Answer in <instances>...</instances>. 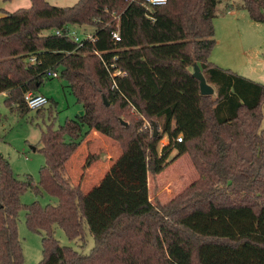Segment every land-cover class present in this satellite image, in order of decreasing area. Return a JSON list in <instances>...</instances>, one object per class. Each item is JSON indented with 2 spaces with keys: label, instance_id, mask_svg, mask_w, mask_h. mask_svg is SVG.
<instances>
[{
  "label": "trees",
  "instance_id": "1",
  "mask_svg": "<svg viewBox=\"0 0 264 264\" xmlns=\"http://www.w3.org/2000/svg\"><path fill=\"white\" fill-rule=\"evenodd\" d=\"M31 3L0 17V94L10 109L27 113L25 95L38 93L47 71L62 68L83 113L42 134L40 186L57 205L23 206L22 194L39 187L17 179L0 154V264H24L18 234L24 209L28 227L45 232L39 264H264V84L209 61L222 0H168L148 10L139 0ZM239 8L264 24V0H242ZM98 20L95 43L79 47L54 34ZM196 64L216 94H201ZM117 71L125 76H115L114 86ZM129 109L140 119L125 120ZM153 123L161 129L156 137ZM93 132L115 140L122 154L85 192L83 179L73 185L64 172ZM165 136L170 144L159 150ZM183 155L199 178L169 203H152L148 175ZM94 162L89 157L84 170ZM86 225L95 243L90 254L54 236L58 227L84 241Z\"/></svg>",
  "mask_w": 264,
  "mask_h": 264
},
{
  "label": "rangeland",
  "instance_id": "2",
  "mask_svg": "<svg viewBox=\"0 0 264 264\" xmlns=\"http://www.w3.org/2000/svg\"><path fill=\"white\" fill-rule=\"evenodd\" d=\"M241 2L242 0H222L219 5L218 17L214 19L217 43L209 61L239 76L252 77L254 80L264 82L261 77L247 73L250 67L261 75L264 72V65L262 69L259 66V62H264V24L253 21L245 9L239 8ZM228 4L233 5V14L228 10ZM67 7H70V4ZM71 27L82 39L93 32L90 25H83L82 28ZM239 35L242 37L241 44L237 42ZM59 71L61 72L62 68ZM212 87L216 91V88ZM38 93L48 97L51 103L39 112L31 110L27 113H22L18 108L10 109L5 103L6 95L0 94V154L9 162L17 179L25 182L30 178L39 187V193L30 189L22 194L23 206L38 203L46 207L57 205L58 199L49 195L40 186V173L46 165L45 156L41 152L42 134L48 128L57 130L68 120L76 119L83 113V105L78 103L63 78L44 80ZM123 114L127 121L135 122L140 119L132 109ZM158 133H161V129H158ZM66 140L69 141V138L67 137ZM169 144V137H164L159 143V150ZM121 154L122 149L115 140L99 133L93 134L85 139L67 163L64 176L71 179L73 185H78L83 179L82 188L88 192L100 184ZM176 155L177 152L174 151L168 161L174 159ZM91 156L95 157V162L84 170ZM198 178L199 174L191 159L188 155H183L171 162L160 175H148L149 198L154 204L165 205ZM85 228L84 241L71 240L65 231L58 227L54 228V236L61 246L90 254L95 243L88 226L86 225ZM18 234L23 246L24 264H39L44 257L42 239L45 232L36 233L28 227L25 209L18 217Z\"/></svg>",
  "mask_w": 264,
  "mask_h": 264
},
{
  "label": "built area",
  "instance_id": "3",
  "mask_svg": "<svg viewBox=\"0 0 264 264\" xmlns=\"http://www.w3.org/2000/svg\"><path fill=\"white\" fill-rule=\"evenodd\" d=\"M147 10L152 9L154 7H161L165 6L168 3V0H139ZM120 18H116V20L119 22ZM95 26L92 27L93 32L88 33L84 39L80 38L78 33L72 29L71 26H67L61 30H55L54 34L56 36H62L67 35L70 39H72L76 44H78L79 47L83 46L86 41L95 43L96 42V28L97 25L100 23V20L95 21ZM119 24L117 25V27ZM80 27V26H79ZM82 28V27H81ZM86 29V28H85ZM111 38L115 44L121 42V36L119 30H113L111 32ZM98 54V53H96ZM30 63H35V58L29 59ZM113 77V85L116 86V81L114 79L115 76H125V72L117 71L111 75ZM46 78L47 79H59L61 78V74L58 70H49L46 72ZM25 103L27 104L28 108L31 110H39L42 108H45L47 105L50 104V100L48 97L40 94V93H34L29 92L24 97ZM178 142H182V137H179L177 139Z\"/></svg>",
  "mask_w": 264,
  "mask_h": 264
},
{
  "label": "crops",
  "instance_id": "4",
  "mask_svg": "<svg viewBox=\"0 0 264 264\" xmlns=\"http://www.w3.org/2000/svg\"><path fill=\"white\" fill-rule=\"evenodd\" d=\"M46 1L49 4L57 5L58 7H67L69 4H70V7H72V5L74 6L76 3H78L79 0H46ZM31 6H32L31 0H0V17L3 16L4 12L14 13V12L20 10V9H29V8H31ZM233 13H234V10L231 11V14H233ZM237 42L239 44H241V42H242V37L241 36L237 39ZM263 65H264V62H262V61L259 62V66H261L260 67L261 69H262ZM263 69H264V67H263ZM247 73H249L251 75L252 74L253 75H257V77H261V79H264V72L261 75L254 68H251V67L248 68L247 69ZM246 78L250 79V80H252L254 82L264 84V82H260V81L254 80L252 77H246ZM215 94H216V91H215ZM93 134L97 135L98 133L93 132L91 135H93Z\"/></svg>",
  "mask_w": 264,
  "mask_h": 264
},
{
  "label": "water",
  "instance_id": "5",
  "mask_svg": "<svg viewBox=\"0 0 264 264\" xmlns=\"http://www.w3.org/2000/svg\"><path fill=\"white\" fill-rule=\"evenodd\" d=\"M193 77L197 79L200 83V92L204 96H212L215 94L214 88L208 84L204 74L201 71V68L199 67L198 64L194 66V72H193ZM104 102L106 103L107 106H109L105 96L103 97ZM153 131H154V136L156 137L158 135V127L156 124L153 123ZM35 150V149H34ZM0 207H2L0 205Z\"/></svg>",
  "mask_w": 264,
  "mask_h": 264
}]
</instances>
